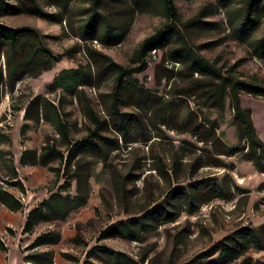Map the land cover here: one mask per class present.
Here are the masks:
<instances>
[{
	"label": "rangeland",
	"instance_id": "obj_1",
	"mask_svg": "<svg viewBox=\"0 0 264 264\" xmlns=\"http://www.w3.org/2000/svg\"><path fill=\"white\" fill-rule=\"evenodd\" d=\"M247 1L173 0L176 27L188 46L226 79L222 95L219 76L173 57L174 38L137 54L144 38L170 22L161 0H34L46 17L36 15L25 0L15 3L16 13L0 14V23L35 30L40 44L59 56L35 76L23 67L20 79L8 84L10 50L0 44V191L21 203L10 210L0 201L5 245L0 264H28L26 256L35 252H47L48 264H81L94 246L120 252L132 264H264V171L244 159L245 150L219 154L220 144L246 148L238 140L229 81L264 143V95L241 85L264 88V51L256 43L264 39V9H258L250 35L236 31ZM24 40L30 45L37 38ZM103 56L129 75L108 67ZM62 69L87 76L73 87H53ZM90 110L106 121L96 140L102 150L77 149L66 163L70 143L95 128ZM123 113L131 120L121 127ZM46 147L64 158L42 165L39 156ZM183 187L190 190L191 203ZM53 193L79 195L83 201L65 217L38 221L24 233L28 212ZM155 205L177 211L175 218L148 221L131 238L102 236L115 222ZM243 227L254 228L258 241L248 238L249 247L232 261L217 259L218 242ZM50 232L57 234L56 242L32 247L37 236ZM90 260L112 264L105 252Z\"/></svg>",
	"mask_w": 264,
	"mask_h": 264
},
{
	"label": "trees",
	"instance_id": "obj_2",
	"mask_svg": "<svg viewBox=\"0 0 264 264\" xmlns=\"http://www.w3.org/2000/svg\"><path fill=\"white\" fill-rule=\"evenodd\" d=\"M14 1V2H11ZM30 5L40 17H46L40 9H38L34 3V0H28ZM16 2L20 4L25 2V0H0V14H12L18 11V7L15 5ZM164 8L166 17L169 19V24L163 26L161 29L157 30L153 34L144 38L137 50L138 55H143L146 51L162 46L167 43L171 38H174V42H177V46L172 49V54L175 59L181 60L185 59L189 62L191 68H195L198 71H206L210 74H219L214 70L212 66L203 61L196 53L188 46L184 36L178 31L176 27V21L178 20V14L176 12L173 0H161ZM246 6V11L239 21L236 31L241 36L250 35L251 31L256 27L257 18L256 13L258 9H264V0H248ZM256 18V19H255ZM89 26H92V17L89 20ZM34 36L37 38L35 44L26 45L25 38L28 36ZM6 43L10 53L6 57V72L5 79L8 84H12L15 80L20 79L21 75L24 73L22 71L23 67H28L30 70L25 72L30 76H35L40 70L49 69L52 64L59 60V56H54L51 52L40 44L37 33L35 30L26 27H11L0 23V44ZM258 48L264 51V39L257 40ZM24 52L21 59H15L14 55L18 52ZM264 54V52H261ZM108 62V67H113L114 70L125 77L129 75L128 71L124 70L121 66L112 62L108 56H103ZM47 61V63H46ZM87 74L79 69H62L54 77L52 86L53 87H63L69 88L75 86L80 81H83ZM220 82V95H222L223 87L226 85V79L221 78ZM3 82V73L0 66V83ZM227 86L232 91L231 100L233 103V109L235 116L239 118L237 136L238 140H244L245 146H228L220 144L219 154L225 156H232L238 151H244L243 157L252 162L255 169L259 172L264 171V143L256 135L254 128L252 126L249 114L240 108L237 98V93L235 92L236 84L232 82H227ZM243 89L249 92H254L257 94L264 95V88L250 85L241 84ZM36 99H32L29 105H33ZM29 111V106L25 108V115ZM118 115V113H117ZM27 117V116H26ZM90 121L94 124V129L90 131L89 136L83 140L70 143L66 155V163L73 157L74 151L84 147H95L98 150L101 149L96 140L101 139L99 135V130L102 126L106 124L105 120H100L96 114L91 110L89 111ZM120 126H125L126 122L131 120V115L127 113L120 114L118 116ZM60 129L63 130V126L60 125ZM63 132V131H62ZM65 136V135H64ZM58 158L60 161L64 158L58 150L53 147H46L44 151L40 153L39 161L42 165L48 163L50 159ZM182 188V187H181ZM182 195L186 199L190 200V190L187 187H183ZM0 201L10 210H17L21 207V203L17 198H15L11 193L7 191H0ZM82 198L79 195L70 196L69 194L61 195L59 193H53L50 195L49 199L42 201L38 206L31 209L26 215L25 222L22 231L28 232L31 227L38 221H48L53 219H60L67 215L70 210L77 208L81 202ZM177 214V211L167 210L166 208L155 205L148 210H146L141 216L128 218L125 220H119L114 224L106 228L102 236H118L124 238L135 237V234L141 233L150 223L160 224L163 222L172 221ZM152 225V224H151ZM10 230V228H8ZM251 237V238H250ZM251 240L258 241V235L254 228L243 227L240 230L235 231L233 234L225 237L223 241L218 242L216 247V258L222 262L232 261L237 258L242 251L246 250L250 245ZM58 239L55 233H44L37 236L32 247L40 246L44 244H51L56 242ZM0 250H5V245L0 238ZM98 252H105L112 260V264H132L133 262L128 260L124 254L117 252L115 250L109 249L104 246H94L87 253L86 257L81 264H95L90 260V258L96 255ZM26 261L28 264H48L50 262V257L47 252H35L26 256ZM207 264H214V260L207 262Z\"/></svg>",
	"mask_w": 264,
	"mask_h": 264
}]
</instances>
